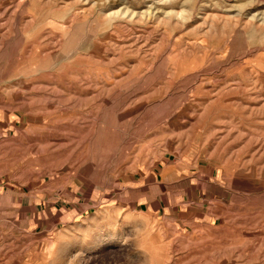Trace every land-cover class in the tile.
Here are the masks:
<instances>
[{
    "label": "rangeland",
    "instance_id": "obj_1",
    "mask_svg": "<svg viewBox=\"0 0 264 264\" xmlns=\"http://www.w3.org/2000/svg\"><path fill=\"white\" fill-rule=\"evenodd\" d=\"M0 264H264V0H0Z\"/></svg>",
    "mask_w": 264,
    "mask_h": 264
}]
</instances>
